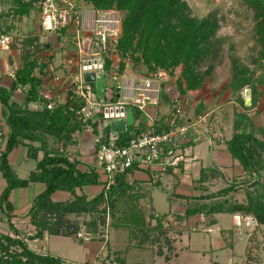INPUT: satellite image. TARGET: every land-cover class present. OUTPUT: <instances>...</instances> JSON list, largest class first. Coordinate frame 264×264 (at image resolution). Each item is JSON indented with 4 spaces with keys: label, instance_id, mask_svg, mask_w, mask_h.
I'll return each mask as SVG.
<instances>
[{
    "label": "trees",
    "instance_id": "1",
    "mask_svg": "<svg viewBox=\"0 0 264 264\" xmlns=\"http://www.w3.org/2000/svg\"><path fill=\"white\" fill-rule=\"evenodd\" d=\"M12 1L17 15L22 16L36 8L40 11L39 0ZM74 1V10L80 2L98 12L120 13V34L115 40L108 39L104 52L105 79L106 75L111 78L115 74L126 75L128 64L136 70L137 77H148L158 71L171 76L179 72L171 83L184 108L187 92L201 88L213 75L223 45V38L219 36L222 16L216 11L198 17L193 14L187 0ZM241 2L252 13L253 40L257 47L252 62L256 68L250 69L234 59L231 77L224 89L236 94L239 102L247 106L241 92L250 88L251 106H257L259 87L264 85V0ZM75 16L73 13L72 18ZM69 26L57 30L59 40L68 38ZM25 46L12 85L10 88L0 86V101L9 127L4 141L0 135V172L6 181L0 194V225L7 223V232L0 231V264H76L50 252L37 251L27 241L39 238L47 231L51 235H67L83 243V239L77 237L80 226L69 219L71 214L88 215L89 219L84 224L89 233L98 234L101 227L108 225L126 235V247L115 251L113 258L109 254L102 260V263L108 260L115 264H143L129 261L127 256L130 251L150 252L154 257L169 262L174 248L172 231L176 225L196 215H202L209 225H213L217 222L216 214H240L249 217L255 226L264 227V180H261L264 178V141L250 130L252 122L248 117L238 116L234 119L233 133L225 141L233 161L247 178L231 180L224 187L209 192L208 184L224 178L225 173L217 167L201 166L193 183L194 189L200 193L185 196L186 208L182 213L173 214L174 225L167 219L168 213L148 211L141 203L147 197V190L136 178L131 182L126 172L117 174L113 183L106 186L96 166L81 169V160L67 154L68 147L77 142L76 134L84 129L91 128L95 136H100L95 141L96 150L103 143L108 144L112 135L116 147H125L132 138L148 133L151 128L167 130L166 116L150 125L144 119L145 112L131 106L134 121L125 132L113 134L110 123L100 132L97 122H84L77 117L76 112L85 104V100L74 94V83L68 86L67 98L63 102L43 95V80L50 73L49 67L54 57L36 54L47 47L38 38L28 40ZM112 54L119 56L117 71H114L116 67ZM257 68L263 70L258 77ZM91 85L96 93L94 84ZM164 86L165 83H162L158 105L165 104L172 112L174 108ZM20 89H26L24 101L12 102L13 95ZM118 92V83L114 82L110 100L117 101ZM32 103H37L38 107H30ZM48 105L52 106L49 108ZM203 108L200 104L195 112ZM187 138L189 140L186 141ZM186 139L178 140L176 153L181 154L187 146L192 145L195 137L188 134ZM21 145L27 147L28 155L37 161L36 170L26 178L19 177L9 162L11 151ZM177 170L184 172V160L177 167H168L164 173L150 172L153 185L161 186L160 176L176 174ZM30 182H41L45 188L33 199L28 210L35 231L26 235L12 221L14 205L10 196L12 190L24 188ZM88 185H102V189L94 197L88 198L82 191ZM60 191L68 193L69 198L54 200L53 196ZM226 242L231 246L227 238ZM247 261L252 262L249 256Z\"/></svg>",
    "mask_w": 264,
    "mask_h": 264
},
{
    "label": "rangeland",
    "instance_id": "2",
    "mask_svg": "<svg viewBox=\"0 0 264 264\" xmlns=\"http://www.w3.org/2000/svg\"><path fill=\"white\" fill-rule=\"evenodd\" d=\"M187 2L192 7L193 14L198 17L205 16L213 11L222 16L219 36L223 38V45L211 78L207 79L201 88L187 92L185 96L184 121L194 124V130L197 129V131L201 132L193 131V134L197 138L196 142L199 141V146L205 148L207 147L206 141L210 145L225 143L233 133L234 119L238 116L248 117L252 122L250 130L264 141V85L259 87L257 106H251V94L246 96L245 91L250 88H246L241 92L242 97L246 101L245 104H248L247 106L239 102L236 94L224 89L226 83L230 80L231 66L234 59H237L250 69L256 68L252 62L257 48L253 40L252 13L242 4L241 0H187ZM112 18H116V15H112ZM111 26L117 28L118 23L114 21ZM45 35H47V38L44 39L42 44L47 43L49 46L55 45V47H58L59 43H64L63 39H58L59 33L57 31H45ZM38 53L36 54L38 55ZM59 53V51L56 52L57 55ZM128 65L129 71H127L126 75H130V77L137 76L136 70L134 71L131 65ZM117 70L116 67L114 71ZM262 72V69L257 68L256 76L262 75ZM177 74L179 75V72H175L174 76L167 73L168 83L175 81ZM118 76L121 78L124 75ZM106 82H108V92H111V86L109 85L114 84V80L109 75H106ZM200 104L204 108L196 113V108ZM183 152L181 151V155L184 158ZM208 163L205 162V165ZM199 169L200 165L194 168L191 175L186 172L179 174V177L175 174H162L160 176L161 186H156L153 185V182H149L147 201L159 213H168L180 208L181 204L173 201L176 197L175 191L185 193L187 191L185 187L192 186L194 183L193 177L199 174ZM228 171L224 178H218L212 182L213 187L211 189L213 191L224 187L231 180L242 181L246 176L240 167H234ZM262 173L264 176V171ZM261 180L263 181L264 178H261ZM176 183L182 184L181 187L176 188ZM208 191L210 192V187H208ZM141 203L146 209L150 210L148 204H145L143 200ZM216 217L219 223L212 226L210 232L201 228L198 231H192L191 236H188L187 231L186 233L184 232L185 234H183L180 241L181 254L173 262L169 261L171 263L162 258L154 257L150 252L130 251L127 259L132 262L140 261L145 264H247V257L249 256L255 264H264V227L255 226V223L249 217H244L240 214L220 213ZM88 219V215H83L82 217L78 215L76 222L80 226L78 233L87 234L89 237L87 241H92L87 244L89 246L85 243L77 242L67 235H55L49 236V252L56 256H61L69 262H76V264L101 263L109 254L110 258H113L115 251H121L126 247V235L108 225L101 227L98 234L89 233L84 224ZM173 222L175 223V220L171 218L170 223L174 224ZM236 226H239V228L237 229ZM220 228L230 229L234 232L233 238L230 237V239H233V246L212 250L221 241H224L223 237L219 236ZM0 231L7 232V223H1ZM97 245L102 247L97 257L82 261L86 258L85 252L90 254L91 248Z\"/></svg>",
    "mask_w": 264,
    "mask_h": 264
},
{
    "label": "crops",
    "instance_id": "3",
    "mask_svg": "<svg viewBox=\"0 0 264 264\" xmlns=\"http://www.w3.org/2000/svg\"><path fill=\"white\" fill-rule=\"evenodd\" d=\"M75 18L72 20L68 31L69 36L67 38H63L64 43H59L58 47L55 45L49 46L47 43V47L38 53V55L43 56H53V61L49 67L50 73L43 80V90L42 93L46 97H53L60 102H63L67 98V88L71 84L72 80L75 78L78 65L77 60L79 57L78 54V38H80V42L85 50H89L91 47V42L94 41L95 37L93 33L89 30H83L84 21L93 20L96 17L98 11L91 9L90 7H86L78 2L76 5ZM102 12V11H100ZM106 13L117 14L120 17V13L117 11H103ZM32 38H38L40 42H43L47 35H45V31L41 25V15L40 11L36 9L31 10L29 13L24 14L22 16L17 15L15 12V8L13 6L12 0H0V86L5 88H10L13 82V76L16 69H18L22 62V53L24 48L27 47L26 42ZM60 52L58 55L56 52ZM112 59L115 62V67L119 62V56L117 54L111 55ZM72 58L74 61L72 63H68V59ZM106 82V79H105ZM108 82H106V86ZM95 86V85H94ZM111 86V84L109 85ZM25 91L26 89L18 90L12 97L11 101L16 103H22L25 99ZM108 92V88H106V93ZM111 92H108L107 95H110ZM30 107L36 108L38 107L37 103L30 104ZM169 108L165 104H161L158 106L149 107L147 112L145 113V121L152 125V123L156 120H159L163 116L168 117ZM9 131L8 124L6 122L5 109L0 101V135L2 136L1 140L4 141V138ZM193 131L201 133L200 131L192 130V135H194ZM195 137V135H194ZM77 142L73 145H70L67 150V154L70 157H76L81 160V164L79 167L81 169H87L89 166H96L95 160V135L91 129H84L81 132L76 134ZM189 138L186 139V141ZM197 138L194 139L192 145L187 146L184 149V172L191 175L194 168L201 166H212L221 169L225 175L229 172L228 170L231 168H238L239 166L233 161L231 154L229 153L226 144H212L208 141L207 147L199 146V141ZM205 141V140H204ZM201 142V141H200ZM208 150V151H207ZM181 153V152H180ZM208 161H210L208 163ZM9 162L16 172V174L21 178H26L31 171L36 170L37 161L31 158L28 155L27 147L18 146L14 148L9 154ZM205 162L208 164L205 165ZM200 170V169H199ZM198 170V171H199ZM177 172L175 175L183 174ZM199 173V172H198ZM136 179L141 182L142 187L145 186L147 190V197L143 200L145 204L149 205L151 211H155V208L147 201L148 199V188L149 182H152L150 172H138L135 175ZM193 177V179H196ZM156 179V178H155ZM181 182V181H180ZM179 182V183H180ZM162 183V181H161ZM177 183L176 188H180L182 184ZM192 183V182H191ZM190 183V184H191ZM6 186V181L3 178L0 172V194L2 190ZM210 187V191L213 187L212 183L208 184ZM45 186L41 182H30L28 186L24 188H16L11 192V202L14 205V217L13 223L15 226L21 230L24 234L29 235L32 234L35 230L34 225L31 223L30 216L28 215V210L31 206L33 199L40 194L44 190ZM102 189V185H88L83 187L82 191L87 195L88 198L94 197L98 194ZM187 191L185 193L175 191L176 197L173 199L174 203L181 204L180 208L175 209L174 211L168 212L167 219L170 221L174 219L173 214L182 213L186 208L187 199L185 196L198 195L200 192L194 189V185L187 186ZM69 198V194L66 192H57L54 196V200H66ZM148 210V211H150ZM164 214V213H160ZM220 214V213H219ZM83 215H81L82 217ZM216 224L209 225L206 220L203 219L202 215L192 216L184 222L183 224L176 225L174 222L175 230L172 231L171 237L174 244V248L172 254L170 256V261L173 262L174 259L180 256V241L182 240L183 234L188 233V236H191L192 231H198L200 228L204 231L210 232L211 227L217 225L219 223L218 218L216 217ZM69 219L71 221H76L77 215L71 214L69 215ZM238 229L239 226H236ZM223 231H230L225 232ZM185 232V233H184ZM49 236H55L49 234L47 231L43 233V235L39 238L27 240L29 246L37 251H46L49 252ZM63 236V235H58ZM219 236L223 237L224 241H221L220 244L215 246L212 250L222 249L223 247H232L233 246V238L234 232L230 229H219ZM226 238L230 240L231 246L227 245ZM92 241H83L86 245ZM89 246V245H87ZM212 248V247H211ZM86 249V248H85ZM84 249V250H85ZM102 247L94 246L91 248L90 254L86 253V258L84 260H90L97 257V255L101 252ZM94 250V252H92ZM61 257V256H60ZM161 258V257H157ZM73 262V261H70ZM169 262V263H171ZM145 264V263H143ZM247 264H255L254 262H248Z\"/></svg>",
    "mask_w": 264,
    "mask_h": 264
},
{
    "label": "built area",
    "instance_id": "4",
    "mask_svg": "<svg viewBox=\"0 0 264 264\" xmlns=\"http://www.w3.org/2000/svg\"><path fill=\"white\" fill-rule=\"evenodd\" d=\"M41 25L45 31L54 32L69 26L74 13V0H39ZM112 13L97 12L93 20L84 21L83 30L93 33L95 39L91 42L89 50H85L78 38V60L77 73L71 83L76 96L85 100L76 114L84 122L92 121L98 123L101 132L107 124L113 121L126 119L128 109L135 106L141 111L147 112L149 107L158 106L162 83L169 94L170 102L174 111L168 113L166 123L167 130L156 131L154 128L148 133L137 138H132L125 147L114 145V136L108 144L103 143L95 152L96 167L99 175L106 186L113 183L117 174L127 173V179L131 182L138 172L164 173L168 167H177L183 160L181 154L176 153L179 139H186L188 134L195 129L194 124L181 121L184 117V108L181 106L179 95L173 84L168 83L167 74L158 71L148 77H133L124 75L121 78L117 74L112 80L118 83L119 98L117 101L110 100V95L98 98L92 83L86 82V73H95L98 76L104 74L105 59L104 52L107 50L108 39L115 40L120 34V17L112 18ZM115 17V16H114ZM118 23V27L111 26L112 22ZM72 58L68 63H72ZM52 105H48L50 108ZM91 129V128H90ZM116 134V133H113ZM100 136H95L97 141ZM149 207V205H148ZM158 216V214H155ZM78 237L89 240L87 234L78 233ZM89 264V263H84ZM90 264H115L106 260L104 263Z\"/></svg>",
    "mask_w": 264,
    "mask_h": 264
},
{
    "label": "water",
    "instance_id": "5",
    "mask_svg": "<svg viewBox=\"0 0 264 264\" xmlns=\"http://www.w3.org/2000/svg\"><path fill=\"white\" fill-rule=\"evenodd\" d=\"M84 79L86 82L93 83L95 85L96 94L98 96H105L106 95V82L105 76L103 73H100L96 76L95 73H86L84 75ZM246 96H250L251 91L250 89H246L245 91ZM134 121L133 118V111L131 108L128 109L126 119L116 120L112 122V131L113 133H123L127 130V126L132 124Z\"/></svg>",
    "mask_w": 264,
    "mask_h": 264
}]
</instances>
